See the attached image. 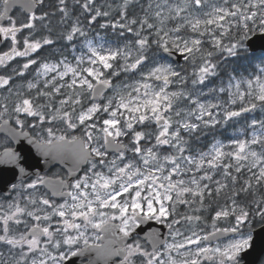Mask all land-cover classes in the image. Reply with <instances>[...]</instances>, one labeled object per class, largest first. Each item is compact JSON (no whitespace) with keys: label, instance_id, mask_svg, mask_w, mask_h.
I'll return each instance as SVG.
<instances>
[{"label":"snow or ice","instance_id":"6c2138e0","mask_svg":"<svg viewBox=\"0 0 264 264\" xmlns=\"http://www.w3.org/2000/svg\"><path fill=\"white\" fill-rule=\"evenodd\" d=\"M258 240L264 0H0V264H247Z\"/></svg>","mask_w":264,"mask_h":264},{"label":"water","instance_id":"95a60500","mask_svg":"<svg viewBox=\"0 0 264 264\" xmlns=\"http://www.w3.org/2000/svg\"><path fill=\"white\" fill-rule=\"evenodd\" d=\"M264 253V245L258 240L256 247L246 256L247 264H256Z\"/></svg>","mask_w":264,"mask_h":264},{"label":"flooded vegetation","instance_id":"af4514ba","mask_svg":"<svg viewBox=\"0 0 264 264\" xmlns=\"http://www.w3.org/2000/svg\"><path fill=\"white\" fill-rule=\"evenodd\" d=\"M228 131V132H227ZM229 129L228 130H225V129H223V128H220V129H218L217 130V135L218 136H221V137H230L231 136V134H229ZM212 139V137L211 136H209L208 137V140H206V141H203L204 143H208V142H210V140ZM33 155L35 156L36 154H35V152H33ZM37 159H40L39 157H36ZM60 165H56L55 167H51V166H49V168H44V166L43 165H41V169L42 170H45V171H49V174H51L52 172H56L58 169H60Z\"/></svg>","mask_w":264,"mask_h":264},{"label":"rangeland","instance_id":"374dc122","mask_svg":"<svg viewBox=\"0 0 264 264\" xmlns=\"http://www.w3.org/2000/svg\"><path fill=\"white\" fill-rule=\"evenodd\" d=\"M237 127H239V126H237ZM230 128H231V126H230ZM229 130H230V129H229ZM227 132H228V131H227ZM229 134H231V136L234 135V129H233L232 131H230ZM216 135H217V132H216ZM217 137H218V138H221V139H224V137H221V136H218V135H217ZM262 262H264V260H262ZM262 262H260V264H262Z\"/></svg>","mask_w":264,"mask_h":264},{"label":"trees","instance_id":"16d2710c","mask_svg":"<svg viewBox=\"0 0 264 264\" xmlns=\"http://www.w3.org/2000/svg\"><path fill=\"white\" fill-rule=\"evenodd\" d=\"M228 129H230V126H229V127H227L225 130H228Z\"/></svg>","mask_w":264,"mask_h":264}]
</instances>
